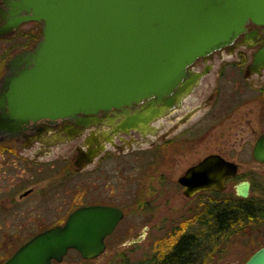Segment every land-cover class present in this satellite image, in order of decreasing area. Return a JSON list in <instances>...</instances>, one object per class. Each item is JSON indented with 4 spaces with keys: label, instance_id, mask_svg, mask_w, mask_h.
<instances>
[{
    "label": "flooded vegetation",
    "instance_id": "1",
    "mask_svg": "<svg viewBox=\"0 0 264 264\" xmlns=\"http://www.w3.org/2000/svg\"><path fill=\"white\" fill-rule=\"evenodd\" d=\"M10 4L11 0H0V102L6 93L11 62L33 51L43 35L39 22L22 23L18 29L4 33L13 20ZM263 47L264 25L249 23L246 33L233 44L189 67L192 77L205 75L166 114L155 112L158 104L150 110L148 102H144L97 115L31 121L19 131L0 132V264L37 235L65 225L77 209L96 206L118 208L123 213L114 232L105 239V252L91 260L76 250H69L67 255L75 251L84 262L103 257L108 239L128 215L125 207L110 203L112 197L120 202L122 199L119 188L123 181L111 179L107 166L113 158L124 159L125 168L138 170L135 175L142 192L150 180L149 187L157 199L170 193L187 201L201 198V214L214 206L220 220L243 212L248 214V222H253V214L264 205V189H256L258 184H264V161L256 158V147L264 141V67L257 70L253 63L254 55ZM226 57L236 60L226 61ZM136 117L150 121L125 126L127 119ZM212 131L214 140L207 143L206 135ZM69 146L72 153H67ZM81 155L87 157L82 161L83 169L76 165ZM15 156L25 164V179L18 186L14 180ZM209 158H214L216 170L224 177L223 189L199 190L187 196V188L195 191L200 185L196 180L188 185L182 181L198 167L199 174L205 173ZM162 168L166 171L161 172ZM228 169L235 170V174L226 176ZM84 171L89 175V202L63 200L60 192L67 182H63L62 173L68 180ZM246 183L248 194L242 196ZM206 198H211L209 205ZM135 207L139 214L147 210L155 213L154 207ZM18 216L19 221H15ZM28 230L35 232L28 234ZM134 230L131 226L128 233L134 236ZM187 233H181L175 244ZM140 236L143 242L147 232ZM16 243L18 248L10 254ZM67 255L62 262L53 264H63Z\"/></svg>",
    "mask_w": 264,
    "mask_h": 264
},
{
    "label": "water",
    "instance_id": "2",
    "mask_svg": "<svg viewBox=\"0 0 264 264\" xmlns=\"http://www.w3.org/2000/svg\"><path fill=\"white\" fill-rule=\"evenodd\" d=\"M10 8L13 20L4 33L39 22L43 35L33 51L10 64L0 102L4 133L31 121L97 115L144 102L166 114L205 75L189 74L194 62L233 44L249 23L264 25V0H11ZM253 63L257 70L264 67V47ZM149 121L136 117L125 126ZM256 158L264 161L263 140ZM78 159L83 169L87 157ZM213 159H207L205 173L198 167L182 181L200 185L187 188V196L223 189ZM231 174L235 170L228 169L226 176ZM248 189L246 183L241 195ZM122 218L114 207L79 208L65 225L37 235L4 264L60 263L69 250L95 259ZM245 264H264V247Z\"/></svg>",
    "mask_w": 264,
    "mask_h": 264
},
{
    "label": "rangeland",
    "instance_id": "3",
    "mask_svg": "<svg viewBox=\"0 0 264 264\" xmlns=\"http://www.w3.org/2000/svg\"><path fill=\"white\" fill-rule=\"evenodd\" d=\"M2 44L0 43V50ZM235 58L226 57V61H235ZM207 143L214 140L212 132L207 133ZM67 153H72L73 149L69 146ZM15 156L14 180L16 186L24 179L22 173L24 163ZM129 159H126V161ZM124 159L113 158L107 162L111 169V179L116 177L117 181H123L119 191L122 194L121 202L116 198H110V203L120 204L128 210L125 221L116 229L113 236L108 239V247L105 255L96 261H83L79 253L71 251L63 264H149L151 261L160 258L168 253L174 246L176 239L183 232L197 233L204 239L197 249L196 264H245L247 260L262 246H264V223L245 222L235 226L231 232L225 236L224 240L214 247V244L205 239L207 227L202 226L206 221V213L201 214L200 204L204 199L187 201L185 198L170 193L163 197L151 191L147 182L143 192L139 189L138 177L135 175L138 170H131L124 167ZM67 165V164H65ZM68 164L67 166H70ZM64 166V164H63ZM123 166V168H122ZM26 167V166H25ZM114 169V172L112 171ZM122 169V171H121ZM126 169V171H125ZM121 171V172H120ZM165 172L166 169H160ZM64 172V171H63ZM117 172V173H116ZM22 175V176H21ZM66 174L62 173V176ZM63 176L65 188L61 189L60 196L63 200L74 199L77 204L88 203V171L80 174L71 175L68 180ZM118 177V178H117ZM114 183H117L113 180ZM256 189H264V184H258ZM211 198H206L205 202L209 205ZM142 203H139L141 202ZM142 204L146 207H154L155 213L152 215L150 210L139 214L136 205ZM25 205V204H24ZM207 205V206H208ZM54 206V205H51ZM22 211V208L20 209ZM19 217L15 221H19ZM133 226L136 235H130L128 231ZM32 234L35 230L26 231ZM147 232L146 239L140 242V235ZM11 247V246H10ZM214 247V248H213ZM18 248L17 243L10 248V254Z\"/></svg>",
    "mask_w": 264,
    "mask_h": 264
},
{
    "label": "trees",
    "instance_id": "4",
    "mask_svg": "<svg viewBox=\"0 0 264 264\" xmlns=\"http://www.w3.org/2000/svg\"><path fill=\"white\" fill-rule=\"evenodd\" d=\"M259 209L253 214L254 223L264 222V205L259 206ZM207 219L201 224L205 225L207 233L205 239L214 244L216 247L220 241L224 240L235 226L248 222L247 213H238L234 218H224L222 220L217 217V210L214 206H208L206 210ZM201 237L197 233H187L181 237L173 248L160 258H157L149 264H196L197 263V249L201 245ZM213 247V248H214Z\"/></svg>",
    "mask_w": 264,
    "mask_h": 264
}]
</instances>
